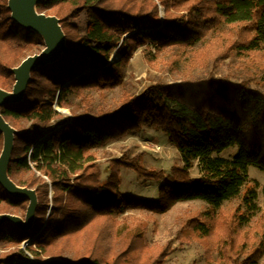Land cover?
<instances>
[{
    "label": "trees",
    "instance_id": "obj_1",
    "mask_svg": "<svg viewBox=\"0 0 264 264\" xmlns=\"http://www.w3.org/2000/svg\"><path fill=\"white\" fill-rule=\"evenodd\" d=\"M35 9L58 18L66 49L30 71L20 100L0 105V115L16 131L6 174L36 198L29 227L0 222V244L18 246L30 238L37 258L41 252L65 256L67 249L72 255L41 263L18 248L0 257V264H163L174 250L171 243L150 246L143 225L120 224L117 216L130 208L165 212L191 199L213 208L182 226L208 258L217 251L229 264H258L264 255V219L250 224L247 215L257 198L248 170L264 172L263 91L246 80L184 78L150 84L113 110L86 115L71 109L68 120L52 121L61 117L55 104L71 107L70 91L120 85L133 53L143 45L189 48L217 33L194 51L197 62L233 53L259 62L264 59V0H38ZM45 47L44 36L19 25L8 0H0V89L12 91L13 69ZM115 49L119 57L110 62ZM145 127L166 135L183 166L165 172L144 167L138 156L122 155L109 161L102 179L93 150ZM3 141L0 131V154ZM231 146L237 151L230 158L218 155ZM194 162L199 176L189 173ZM121 168L159 183L157 198L123 195ZM243 189L246 208H221ZM29 202L0 183L1 212L24 219Z\"/></svg>",
    "mask_w": 264,
    "mask_h": 264
},
{
    "label": "rangeland",
    "instance_id": "obj_2",
    "mask_svg": "<svg viewBox=\"0 0 264 264\" xmlns=\"http://www.w3.org/2000/svg\"><path fill=\"white\" fill-rule=\"evenodd\" d=\"M83 20L84 16L82 14L79 19L82 29ZM214 36H217V33L210 34L189 48L172 46L157 49L153 45L138 47L133 53L129 64L124 69L123 81L120 85L114 88L85 90L82 94L70 91L66 100L71 107L61 108L55 104L54 108L61 114V117L52 122L55 123L71 118V109L77 113H84L86 115H93L99 109L113 110L127 102L130 98L138 96L150 84L177 83L184 78L203 79L209 75H213L216 78L226 77L234 82L246 80L251 87L264 92V59L256 62L250 56L238 55L236 53L218 61L208 60L207 62L199 63L194 59V51L202 47L208 39ZM37 53L35 52L34 54ZM34 54H27L24 58ZM118 57L119 51L115 49L110 55V62L116 60ZM156 146H160V149L156 150ZM93 151L98 167L102 172V179L107 175L106 168L109 161L122 155H126L129 158L138 156L140 163L144 167L162 169L165 172H169L173 166H183L179 151L167 140L166 135L162 131L154 128L145 127L137 132L128 133L120 139L112 140L104 146L95 148ZM236 151L237 147L231 146L218 155L230 158ZM189 173L191 176L200 175L197 162H194L193 166L189 169ZM248 175L251 181L249 185H255L257 192L256 206L247 210L250 224H254L258 219H264V194L261 191L262 186H264V172L250 167ZM121 179L120 190L123 195L145 199L157 198L159 183L156 181L142 178L132 169L128 168H121ZM243 193L244 189L240 195L224 201L221 204V208L227 210L237 205H240L242 210L246 208L242 200ZM211 210L213 208L205 201L191 199L178 201L165 212L130 208L119 213L117 218L120 224L131 226L136 224L143 225L146 242L150 246L171 243L174 250L166 257L163 264H229L220 258L217 251H214L208 258L202 245L194 237L185 234L182 230L183 224L190 218L196 216L198 213L205 214ZM214 210L215 212L218 211L217 208ZM1 211L5 210L0 206ZM48 212H50V209ZM1 213L10 214L7 212ZM11 215L23 221L26 220V218L22 219V214L11 213ZM104 244L106 245L107 242H104ZM31 247L35 248V245L30 238L23 240L18 246L0 244V257L18 248L22 249L25 256L31 261L35 260L41 263L52 259H66L72 255V251L67 249L62 252L65 256H55L51 252H41L40 258H37L32 255L30 251ZM263 260L264 255L259 259L258 264H263ZM1 264H6V262L4 261Z\"/></svg>",
    "mask_w": 264,
    "mask_h": 264
},
{
    "label": "water",
    "instance_id": "obj_3",
    "mask_svg": "<svg viewBox=\"0 0 264 264\" xmlns=\"http://www.w3.org/2000/svg\"><path fill=\"white\" fill-rule=\"evenodd\" d=\"M38 0H8V8L11 17L24 28L32 29L44 36L46 47L37 54L27 56L13 69L15 83L12 91L0 89V105L15 102L23 97L25 86L29 80L30 71L49 61L57 58L66 49L64 33L59 25L58 18L53 15H46L35 9ZM0 131L3 133V148L0 154V183L4 189L17 196H25L30 202L27 209L26 220L11 214H1L0 222L9 220L20 227H28L33 219L36 198L31 189L16 186L7 176L6 167L10 159L13 145V136L16 132L0 115Z\"/></svg>",
    "mask_w": 264,
    "mask_h": 264
},
{
    "label": "built area",
    "instance_id": "obj_4",
    "mask_svg": "<svg viewBox=\"0 0 264 264\" xmlns=\"http://www.w3.org/2000/svg\"><path fill=\"white\" fill-rule=\"evenodd\" d=\"M160 149V146H156V150H159ZM27 242V241H26ZM34 262H37L35 260H33Z\"/></svg>",
    "mask_w": 264,
    "mask_h": 264
}]
</instances>
